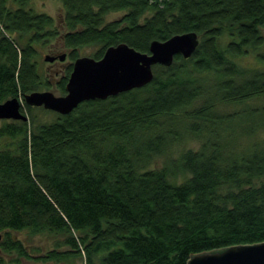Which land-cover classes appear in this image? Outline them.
Instances as JSON below:
<instances>
[{
    "label": "trees",
    "instance_id": "trees-1",
    "mask_svg": "<svg viewBox=\"0 0 264 264\" xmlns=\"http://www.w3.org/2000/svg\"><path fill=\"white\" fill-rule=\"evenodd\" d=\"M60 2L57 26L29 0H0V103L17 97L28 113L0 122V251L27 256L10 234L23 230L61 236L67 249L56 244L41 257L56 263L187 264L196 253L263 242L264 67L240 59L264 60V0ZM191 31L193 54L154 65L142 87L52 120L24 103L49 85L38 47L67 50L63 95L80 49L95 47L99 59L123 42L148 53L151 41ZM183 139L197 148L155 165Z\"/></svg>",
    "mask_w": 264,
    "mask_h": 264
},
{
    "label": "water",
    "instance_id": "water-1",
    "mask_svg": "<svg viewBox=\"0 0 264 264\" xmlns=\"http://www.w3.org/2000/svg\"><path fill=\"white\" fill-rule=\"evenodd\" d=\"M198 42L197 33L191 31L174 34L166 40L151 41L148 53L122 42L107 47L99 59L79 56L72 63L65 94L37 90L24 95V102L61 115L70 113L83 101L106 99L148 84L153 78L154 65L170 66L177 54L190 57ZM65 55H59V60ZM55 58L45 56L47 61ZM20 104L17 97L1 102L0 119L27 120V115L20 111ZM187 264H264V241L196 253L190 256Z\"/></svg>",
    "mask_w": 264,
    "mask_h": 264
},
{
    "label": "rangeland",
    "instance_id": "rangeland-1",
    "mask_svg": "<svg viewBox=\"0 0 264 264\" xmlns=\"http://www.w3.org/2000/svg\"><path fill=\"white\" fill-rule=\"evenodd\" d=\"M29 5L36 12H44L51 15L57 26L62 23V14L63 8L60 0H29ZM123 14L122 11L110 12L106 15L105 21H111L119 18ZM262 32L264 34V26L262 27ZM95 47H84L78 51L79 56H90L91 53L95 50ZM260 52H264V45L259 48ZM65 53L67 55V50L63 49L56 42L55 44H51L48 47L40 48L38 47L36 59L39 65V71L45 78L49 85L42 90H47L52 92L55 95H60L59 90L57 88L58 81L60 78V70L65 62H67V57L63 60H59V55ZM55 56L56 58L53 61L45 60V56ZM78 56V57H79ZM240 61L249 66H253L256 68L264 67V60H261L255 53V55L250 53L244 57H241ZM41 91V90H40ZM23 103V102H21ZM25 103V102H24ZM26 104V103H25ZM32 112L38 114V119L41 120H52L56 116V112L51 110H45L42 107H32ZM24 113L28 115L25 107ZM4 119H0V122ZM263 135H259L258 139H260ZM184 140V139H183ZM182 140V141H183ZM249 142V141H248ZM198 142L197 140L190 139L184 140L180 145L174 146L170 153L164 154L158 157L155 160V165L160 166H170L169 159L177 156L183 149L186 148H197ZM182 179V175L177 174L176 180L180 181ZM13 239H20L25 250L27 252V256H20L16 252L10 253H2L0 251V256L4 259V264H84V258L82 256H75L63 260L59 263L50 260H43L41 257L46 254V252L50 249L56 247V244H59L61 247L60 250L67 249L65 245L61 244L62 239L61 236H57L54 234L42 233L31 235L27 230H23L20 232L10 231ZM4 233L0 232V240L3 238Z\"/></svg>",
    "mask_w": 264,
    "mask_h": 264
}]
</instances>
